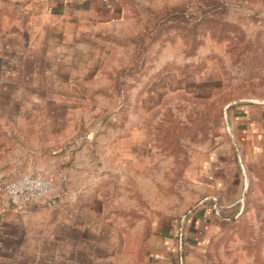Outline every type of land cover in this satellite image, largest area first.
Returning a JSON list of instances; mask_svg holds the SVG:
<instances>
[{
    "label": "rangeland",
    "instance_id": "obj_1",
    "mask_svg": "<svg viewBox=\"0 0 264 264\" xmlns=\"http://www.w3.org/2000/svg\"><path fill=\"white\" fill-rule=\"evenodd\" d=\"M107 2L28 92L95 185L84 264H264V0Z\"/></svg>",
    "mask_w": 264,
    "mask_h": 264
},
{
    "label": "crops",
    "instance_id": "obj_2",
    "mask_svg": "<svg viewBox=\"0 0 264 264\" xmlns=\"http://www.w3.org/2000/svg\"><path fill=\"white\" fill-rule=\"evenodd\" d=\"M0 3L3 5V1ZM7 3L12 8L8 12L13 15L12 21L7 20L13 28H2V23L8 21L4 22L6 16L1 14L0 87L10 90L4 88L0 93V181L22 173H42L55 177L57 188L53 204L26 208L15 206L0 192V264H84V248L89 231L94 229L96 262L107 250L103 241L106 223L102 224L100 214L94 212L98 201L93 194L95 185L73 174L75 166H65L61 172L53 169L54 159L61 153L60 150L52 153L60 145L53 141L62 131L53 133L47 122L49 117L35 113L28 92L32 87L46 86V64L54 60L61 63L60 57L51 59V56H59L62 50L65 56L67 49L73 48L72 43L83 46L81 42L87 32L82 31L88 26L95 31V25L103 23L99 16L108 14L109 3L107 0H8ZM3 102L9 109L1 108ZM161 230L165 232L164 226ZM166 245L165 249L169 246ZM165 249L155 254L160 253L163 258Z\"/></svg>",
    "mask_w": 264,
    "mask_h": 264
},
{
    "label": "built area",
    "instance_id": "obj_3",
    "mask_svg": "<svg viewBox=\"0 0 264 264\" xmlns=\"http://www.w3.org/2000/svg\"><path fill=\"white\" fill-rule=\"evenodd\" d=\"M0 192L17 207L34 204H53L55 183L52 177L41 173H22L0 181Z\"/></svg>",
    "mask_w": 264,
    "mask_h": 264
}]
</instances>
